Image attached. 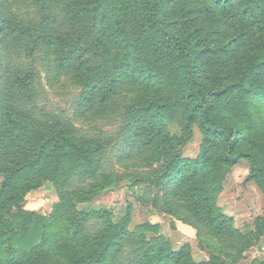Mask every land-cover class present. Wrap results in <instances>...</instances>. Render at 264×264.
I'll list each match as a JSON object with an SVG mask.
<instances>
[{
  "label": "trees",
  "instance_id": "16d2710c",
  "mask_svg": "<svg viewBox=\"0 0 264 264\" xmlns=\"http://www.w3.org/2000/svg\"><path fill=\"white\" fill-rule=\"evenodd\" d=\"M25 1L30 14H13L4 4L0 12V264H58L45 255L54 246L48 217L21 210L9 213L12 221L4 217L8 201L24 200L22 188L12 191L15 182L29 183L42 171L59 189L94 180L97 191H76L85 202L105 190L103 180L117 184L110 173L98 175L110 136L85 133L41 104L45 54L53 58L50 80L65 78L81 88L79 119H110L118 111L113 99L127 95L119 115L126 140L133 141V151L163 152L146 174L152 186L160 189L183 171H207L211 160L227 169L247 161L248 180L264 194V146L256 141L264 136V0H205L210 19L219 18L206 26L198 5L178 10L170 0H70L63 17L61 9L54 11L56 0H18ZM85 55L96 62L92 69L81 68ZM111 62L121 68L110 76ZM170 127L176 130L172 140ZM196 128L203 138L197 158L165 152L167 143H186ZM220 188L221 182L206 178L196 191L207 192L202 196L210 203ZM131 209L129 204L117 224L95 233L83 227L95 249L63 264H173L170 247L144 254L145 234H158L160 227L143 224L130 234ZM127 246L137 250L131 257L122 255Z\"/></svg>",
  "mask_w": 264,
  "mask_h": 264
},
{
  "label": "rangeland",
  "instance_id": "374dc122",
  "mask_svg": "<svg viewBox=\"0 0 264 264\" xmlns=\"http://www.w3.org/2000/svg\"><path fill=\"white\" fill-rule=\"evenodd\" d=\"M26 2L0 0V12L4 10V4L10 7L13 14H30L33 7ZM170 3L176 5L178 10L183 7L196 8L198 5V14L206 15V18L202 17L205 26L207 23L214 24L215 20L219 19L216 16L213 21L210 19L213 14L208 12L210 4L205 0H170ZM55 6L54 11H62L60 15L63 17L72 3L70 0H56ZM57 24L64 25L66 22L59 19ZM214 26L217 27V24ZM10 38L12 39V36ZM83 58L78 59L84 62L81 68L92 69L96 63L94 59L87 55ZM52 60V57L45 54L40 62L46 88L41 104L52 112L66 115L65 118L85 133L110 136L109 154L98 175L110 173L111 179L117 184L110 185V180H103V184H107L106 188L96 194L93 201H79L75 196L78 193L76 191L84 190L87 195H90V191H97L92 184L94 180L86 184L72 181L69 186L59 189L45 178L47 176L42 171L35 178L32 177L29 183L25 182L26 179L21 180V183L15 182L12 191H21L19 188H22L25 191L24 200L20 203L18 199L8 201V213L3 212L4 217L12 221L9 213L13 214L18 210L33 211L48 217L53 223L54 246L45 255L58 264L67 263L74 253L91 254L95 244L88 240V235L83 234L82 228L95 233L100 227L117 224L126 214L129 204L132 205V222L128 229L130 234H138L137 227L143 224L160 227L158 234H145V255L170 247L174 254L173 264H184L189 260L197 264H264V194L255 182L248 180L250 168L247 161H241L227 169L211 160L207 171L200 174L183 171L163 184L160 189L154 187V183L152 186L150 180H146V174L152 169L150 163L154 168L158 167V159L164 157L163 152L160 156L153 151H133V141L126 140L120 116L127 95L122 94L113 99V106L118 108V111L110 112V119H79V106H76V102L82 90L65 78L50 80L48 73H54ZM120 63H110V76L114 70L121 68ZM80 65L81 62L77 63V67ZM87 90L88 94L91 88ZM170 128L172 140L176 136V130ZM256 141L260 146H264V136ZM202 147L203 138L196 128L194 136L186 143H167L163 149H166L165 152H171L172 157L181 153V158L195 159ZM92 172L93 170L88 171L89 174ZM140 177L146 182L133 185ZM206 178L212 183L221 182L220 190L210 203H206L202 196L207 192L196 191L198 185ZM97 179L102 182V179ZM2 183L3 178L0 176V189ZM28 184L35 185V188H27ZM185 195H188V199ZM154 200L157 201V206H153ZM84 211H87L85 216ZM99 213H102L103 218L97 216ZM136 251L127 246L122 255L131 257Z\"/></svg>",
  "mask_w": 264,
  "mask_h": 264
}]
</instances>
